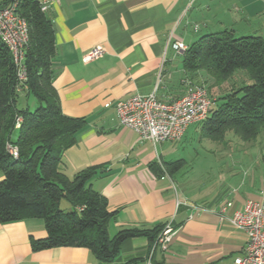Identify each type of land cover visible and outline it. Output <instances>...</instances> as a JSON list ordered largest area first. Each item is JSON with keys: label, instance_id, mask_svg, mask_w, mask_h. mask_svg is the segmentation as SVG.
I'll return each instance as SVG.
<instances>
[{"label": "crops", "instance_id": "1", "mask_svg": "<svg viewBox=\"0 0 264 264\" xmlns=\"http://www.w3.org/2000/svg\"><path fill=\"white\" fill-rule=\"evenodd\" d=\"M221 2L52 0L46 15L55 30L53 86L63 114L86 122L64 154L62 172L74 178L98 168L90 186L118 211L108 227L111 238L124 229H161L170 221L177 234L167 251H153L148 237H135L122 244L113 262H101L86 248L33 251L31 239H45L47 231L42 220L26 219L0 225V264H234L242 255L246 234L221 224L216 212L229 202L240 210L253 199L234 184L194 196L177 189L173 178L179 172L170 176L151 168L171 163L166 159L174 150L166 143L172 142L156 147L141 142L119 124L115 110V103L137 94L156 93L165 103L186 95L187 82L200 78L184 69L185 52L172 48L177 40L190 48L203 31L264 40V0ZM95 47L103 49V57L84 63ZM179 198L188 205L178 206Z\"/></svg>", "mask_w": 264, "mask_h": 264}, {"label": "trees", "instance_id": "2", "mask_svg": "<svg viewBox=\"0 0 264 264\" xmlns=\"http://www.w3.org/2000/svg\"><path fill=\"white\" fill-rule=\"evenodd\" d=\"M8 4V3H7ZM6 4V5H7ZM17 14L28 24L26 76L21 83L13 58L0 40V225L26 219L42 220L47 237L31 239L33 251L58 247L86 248L101 262H113L122 244L131 238L148 237L153 247L161 229H124L109 236V224L118 211L93 190L91 180L98 168L90 167L69 178L61 170L65 152L76 144L85 120L63 114L53 86L56 56L52 20L41 10L39 0H19ZM187 72L205 73L215 85L228 81L238 71L249 81L213 100L208 119L202 124L204 138L225 143L232 132L244 143L264 140V40L258 36L235 38L232 32L209 34L185 52ZM34 97L35 110L22 108L19 96ZM220 102V104H219ZM218 106V107H217ZM22 119L17 129V120ZM18 130L17 140L12 139ZM19 149L14 159L7 144ZM185 161L152 165L155 173L172 176ZM65 201L67 208L62 209ZM69 209V211H68Z\"/></svg>", "mask_w": 264, "mask_h": 264}, {"label": "built area", "instance_id": "3", "mask_svg": "<svg viewBox=\"0 0 264 264\" xmlns=\"http://www.w3.org/2000/svg\"><path fill=\"white\" fill-rule=\"evenodd\" d=\"M19 0H9L0 8V40L9 50L17 77L21 83L26 76V52L29 46V30L26 20L17 14ZM52 0H39L41 10L46 12ZM176 53L186 52L188 47L182 41L172 43ZM101 47L90 50L83 58L86 64L103 57ZM188 90L182 98L165 103L157 99L156 93L133 97L115 103L118 122L124 128L135 132L141 142H149L154 147L166 142H179L188 128L193 124L205 122L210 114L213 101L204 87L187 82ZM22 119L17 120V129ZM10 156L19 157V149L13 144L6 147ZM178 206L188 205L185 200L178 199ZM201 209V208H199ZM221 224H228L234 230L244 232L247 244L242 255L234 260V264H264V202L246 201L240 210L234 209L229 202L216 212ZM177 234L173 221L165 224L159 233L153 251L160 248L167 251Z\"/></svg>", "mask_w": 264, "mask_h": 264}, {"label": "rangeland", "instance_id": "4", "mask_svg": "<svg viewBox=\"0 0 264 264\" xmlns=\"http://www.w3.org/2000/svg\"><path fill=\"white\" fill-rule=\"evenodd\" d=\"M3 1L5 0H0V5ZM221 1L229 3L232 0ZM204 32L200 33L199 37L204 36L206 34ZM196 76L200 79L195 80V84L204 87L213 100L249 81L242 71L236 72L233 77L221 85H215L214 80L204 72ZM18 101L20 107H24L26 102H29V109L32 111L38 107L34 97H25L23 93ZM17 137L18 130L13 134V141L17 140ZM166 146L174 150L166 162L185 161V166L173 178L177 189L192 196L198 191L208 193L213 189L219 190L222 183L234 184L238 187L239 193L248 195L255 202H264L263 135L259 137L257 143H244L230 132L227 134L225 143H216L203 137L202 124L199 123L191 125L181 141L166 143ZM61 205L62 209L67 208L65 201Z\"/></svg>", "mask_w": 264, "mask_h": 264}]
</instances>
